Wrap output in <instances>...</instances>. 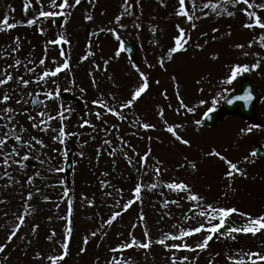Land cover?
<instances>
[{
    "label": "rangeland",
    "instance_id": "374dc122",
    "mask_svg": "<svg viewBox=\"0 0 264 264\" xmlns=\"http://www.w3.org/2000/svg\"><path fill=\"white\" fill-rule=\"evenodd\" d=\"M70 2L74 3V0ZM44 3L45 10H49L48 0H44ZM23 4L24 0H0V20L8 15L11 23H17L16 28L0 32V78H4L8 72L14 77L34 78L45 67L39 65V60L46 57V66L53 68V59L57 63L63 62L60 56V50L63 49L70 60V71L59 75L58 83L62 89L60 100L56 103L49 102L47 110L55 114L56 106L60 103L66 108H72L73 112L65 121L66 131L77 135L67 137L65 144L61 145L51 139L54 133L33 129L27 114L15 115L13 123L18 125L17 132L20 131L19 125H22L27 130L23 133L25 139L35 135L44 141L46 147L40 148L37 145L34 156H41L46 163L41 165L38 160L32 158L25 162V169H20L19 165L4 169L0 164V244H7L5 251L0 253V264H49L47 257L62 251L60 244L69 220L73 233L68 254L59 264H110L112 260L121 258L128 260L129 264H169L172 252L159 244L153 243L148 250L129 248L120 253L112 249L130 241L132 236L143 242L145 231H148L151 239L155 241L161 238L163 233L176 232L177 229L173 228V225L183 224L188 227L205 222L201 217L184 220V214L191 204L184 198V193L164 187L173 180L188 184L194 192L205 197L206 203L234 206L253 216L257 215L256 208H259L261 213L264 212V161L251 155L254 146L264 149V48H261L259 43L248 47L250 41L258 39L261 30L244 28L243 24L247 18L242 12L233 9L230 4L224 3V0H186L189 13L198 17L194 20L196 27L192 28L185 18L175 15L178 0H129L127 5L124 0H91V3L89 0H81L75 8L65 9V13L70 14L60 15L62 20L56 25L53 18L38 16V5H34L25 13ZM205 4L209 6L204 7ZM212 4L217 6L216 10L220 11V15L215 14ZM125 8L131 15H122L121 21L117 23L115 17L124 13ZM225 9L233 10L236 14L229 17ZM86 15H91L93 19L85 20ZM27 19H35L36 22L28 26ZM178 23L190 37L186 45L187 51L175 54L173 60L166 62V67L162 69L157 61L174 43L173 37L178 34ZM120 24L126 27L121 28ZM136 24L140 27H135ZM113 28L120 35L121 41H126L136 48L134 61L122 51L119 57L115 56L121 41H117L108 31ZM153 28L156 29L155 34ZM213 29L217 31L214 32ZM61 34L68 43H48ZM17 37L19 48L18 51L12 52L16 47ZM198 44L203 47L198 48ZM237 44L244 45V48H236ZM89 52L94 55L89 56L87 60H81V57ZM245 52L250 54L246 56ZM256 53L260 55L257 56ZM213 56L218 58L213 59ZM17 59L22 64L9 68ZM258 59L259 68L243 73L230 85L221 83L230 74L232 65L250 66ZM29 60L34 61V64H29ZM105 60L109 61L107 65L104 64ZM133 64L149 76V89L131 109L122 110L126 120L119 121L111 114H105L101 120H97L95 112L102 110L91 101L100 99L103 94V99L109 104L118 106L129 98L130 90L139 82V75L132 67ZM25 65L35 67L36 71L28 73ZM95 65L100 68L96 69ZM245 75L256 81L261 92L262 101L257 107L258 117L260 116L258 127L250 133H241L242 128L251 125L236 116L223 118L215 128L207 129L202 121L197 126L194 121L201 120L207 110L203 108L210 107L213 98L218 100L219 105L220 97L231 87L238 89L239 80ZM173 76L176 80L172 79ZM73 79L75 86L71 84ZM93 79L96 81L95 87L92 85ZM157 80L160 81L159 84L156 83ZM52 87L49 82L48 88ZM81 87L85 92L81 93ZM41 90L47 89H42V86L34 83L30 84L25 91L33 92L34 95L25 97L29 101L28 104L17 105L16 100L21 98V91L15 80L10 81L9 84L0 86V94L7 91L12 97L7 104H0V109L11 106L16 113H20L22 109L27 108L29 113L36 116L43 106L32 108L30 104L32 98L36 97L35 93ZM177 91L185 104L189 107L197 106L196 112L187 113L183 109L180 113L175 111L179 107ZM64 94L70 95L72 101L63 102L61 98ZM113 95L116 97L115 101L112 100ZM36 98L43 100L42 96ZM200 99H205L207 103L198 106ZM168 105L172 107L169 108ZM161 108L164 109L163 119L158 115ZM137 117L141 122L154 124L155 128H137L132 123ZM81 118L91 120L96 126L95 130L87 126L80 128ZM164 120L170 125H183L180 135L188 139L190 145L175 141L165 130ZM5 123V120L0 119V125ZM113 124L118 126V131L112 128ZM51 126L58 128L59 121H52ZM7 131L8 128H0V136ZM105 140L110 143L105 144ZM125 142L130 147L126 146ZM14 143L10 140L8 149ZM149 149L151 155L146 173L144 170L138 173L139 166L129 165L123 155L126 151L135 161L138 159L137 154L143 155ZM213 149L233 162H238L240 168L248 170L246 176L237 175L231 186L226 187L228 182L222 180V172L208 175L212 161L219 160L218 157L206 155ZM24 151L26 150L21 151L22 155ZM65 151L67 155H64ZM81 152L83 156L80 155ZM245 156H248L251 162H246ZM67 159L71 160L72 167L69 175L65 176L63 164ZM157 160L160 161L159 165L156 164ZM186 160L195 165L196 174L193 178L188 177L182 169ZM157 166L162 169L159 177L152 172ZM49 168L60 170L49 171ZM5 170L11 179L4 176ZM28 177L33 179L31 184L28 183ZM153 182L158 185L156 189L149 191L144 188L141 201L123 212L111 225L104 223L114 211L121 210L120 204L131 198V189L136 183L147 185ZM115 189L122 190V193L116 192ZM65 190L68 191V196H64ZM29 193H32L31 200H28ZM108 193L112 195L109 196ZM44 197L48 199L45 200ZM69 200L72 202L71 216L68 214ZM172 200H178L179 203L164 206L165 201ZM141 213L145 217L144 221L139 220ZM18 215H25V223L17 236L8 242L7 235L18 222ZM243 221V217L233 214L227 226H240ZM33 225H38L35 232L32 231ZM92 232L97 233L95 237L91 236ZM203 235L207 233L186 238V242L195 245L201 241ZM50 236L51 240L48 239ZM85 236L88 237L87 244L83 242ZM236 236V240L218 239L214 236L203 252L182 251L176 255L197 257L195 264H230L226 258L229 255L234 256L240 250L264 251V234L253 237L251 234L240 233ZM81 248L85 251L81 252ZM37 253H40L41 258H37Z\"/></svg>",
    "mask_w": 264,
    "mask_h": 264
},
{
    "label": "snow or ice",
    "instance_id": "6c2138e0",
    "mask_svg": "<svg viewBox=\"0 0 264 264\" xmlns=\"http://www.w3.org/2000/svg\"><path fill=\"white\" fill-rule=\"evenodd\" d=\"M91 3V0H89ZM163 2V0H161ZM81 3V0H74V3H71L70 0H48L47 8L44 3V0H24L23 4V10L25 13H27L31 8H33L34 5H38V16L43 18H54L56 16L70 14L65 13V9H71L75 8L77 5ZM224 3L230 4L233 9H238L240 12L244 14V16L247 18L246 22L243 24V27L246 29H259L261 30L260 35L258 39L254 41H250L248 44V47L251 48L253 46V43H259L261 48H264V2H257V0H224ZM124 4H129V0H124ZM208 4H205L204 7H208ZM213 10H215L216 15H220V11L216 10L217 6L215 4H212ZM51 9H59V11L51 10ZM194 11V10H193ZM227 16L232 17L236 13L233 10H227L225 9ZM128 14L131 15L130 12H128V9L125 8L124 13L121 15H117L115 17V20L117 23H119L122 19V15ZM175 15L179 17L185 18L192 28L196 27V24L194 23L195 19H198V17H195L194 14H190L189 10L186 8V0H178V7L175 11ZM204 15H207V13H204ZM85 20H92L93 17L91 15H86L84 17ZM35 19H27L26 24L28 26H32L35 23ZM17 27V23H11L10 18L8 15H5L2 20H0V32H7L11 29H14ZM121 28L126 27L124 24H120ZM135 27L139 28L140 25L136 24ZM176 29L178 34L173 37L174 43L172 46H170L165 53L161 55L157 63L159 64L160 68L166 67V62L173 60L174 55L182 52L187 51L186 45L188 44L190 37L187 36L186 30L184 27L181 26V24L176 25ZM43 34V29L40 30ZM109 32L112 33V35L115 37L117 41H121L120 35L117 33L116 29H108ZM153 33L155 34L156 29H152ZM213 31H217V29H213ZM206 35V34H205ZM68 43L67 39L61 34L57 39L51 40L48 43L52 45H59L61 43ZM123 43H120V47L116 50L115 56L119 57L121 54V51L123 50ZM198 48H202L203 45H197ZM236 48H244V45L237 44L235 45ZM19 48V37L16 38V47L12 49V52L18 51ZM47 52V47L45 49ZM250 53L245 52L244 55H249ZM94 55V53L89 52L86 56L81 57V60H87L89 56ZM257 56H259V53H256ZM60 56L63 58L62 63H57L55 59H53V64H55V67L49 68L46 66V57L41 58L39 60L40 66H45L44 70L39 74L36 75L34 78L25 79L24 76H18L14 77L11 72L6 73L4 78H0V86H4L9 84L10 81L15 80L17 87L20 88L21 91V98L16 100V104H28L29 101L25 99L26 96H33V92H26L25 90L28 89L29 85L34 83L38 86H42V89L47 90H41L40 92L35 93L36 97H43V100L41 99H33L31 103L35 105H42L40 111L36 113V116H33L31 113L28 112L27 108L22 109L20 113H16V110L11 107H4L0 109V119H3L6 121L4 125H0V128H8L7 132H4L2 136H0V164L3 165L4 169H8L13 167L14 165H19L20 169H25L27 165L25 164L26 161H29L32 158H35L39 161L41 165L46 163L45 159H41V156L35 155L34 153L36 151V146L39 145L40 148L46 147L44 144V141L40 138H38L35 135H32L25 139L23 133L27 131L22 125H19L20 131L17 132L16 128L18 125L13 123L15 119V115L17 114H27V118L30 122H32V128L39 130L41 132H49L54 133L51 136V139L54 141H57L59 144L64 145L66 142V138L77 135V133L66 131V125L65 121L69 118L71 113L73 112L72 108H66L62 103L57 104L55 114H51L48 112V106L49 102L56 103L60 100L61 97V85L58 83V78L61 73H66L70 71V60L65 55V51L63 49L60 50ZM218 57L213 56V59H216ZM29 64H34V61L29 60ZM109 61L105 60L104 64L107 65ZM22 62L17 59L15 60V63L12 65H9V68H15L17 66H20ZM132 67L135 69V71L139 75V82L137 85L130 90L129 92V98L125 99L124 101L120 102L118 106H114L109 104V102L105 99H103V94H101L100 99H93L91 103L96 106L97 108L101 109L102 111H96L95 117L97 120H101L102 117L105 114H111V116L115 117L119 121H124L127 119V117L123 114V109H131L135 103L138 101V99L144 94L150 87V78L144 71H142L136 64H133ZM149 67H153V65H149ZM260 67V60L258 59L256 63H253L252 65H232L230 67V74L227 76L226 79L222 80L221 83L230 85L233 83L234 80L243 73H247L251 70H255ZM26 71L28 73H34L36 71L35 67H27L25 65ZM96 69H99V65H95ZM91 75V73H90ZM173 80H176V77H172ZM49 82L53 85L52 88H48ZM157 84L160 83L159 80L156 81ZM71 84L75 86L76 82L73 79L71 81ZM93 87L96 86L95 79L92 80ZM177 84V88H178ZM64 91H68L70 89H63ZM11 91H15V89H11ZM81 93L85 92V89L83 87L80 88ZM203 91V89H201ZM12 97L9 95V92H3L0 94V104H7V102ZM165 98H167L166 92H165ZM116 97L113 95L112 100L115 101ZM220 99H224V97H220ZM177 100L179 101V107L175 109L177 113H180V110L183 109L187 113H194L196 112L197 106L189 107L187 104L184 103L183 99L181 98L179 91H177ZM252 100V94L250 91H245L243 95L241 96H234L230 99H227L228 104H232L234 101H244L245 103ZM207 101L205 99L199 100V105L202 106L205 105ZM218 100L216 98H213L211 101V106L207 108V110L203 113L204 117L207 118L210 113L214 112L217 106ZM169 108H171V105H168ZM118 108L120 110H118ZM65 113H68V115H65ZM91 115V113H89ZM158 115L163 119L164 117V109H159ZM37 117H39V120L37 121ZM82 119V122L79 124L80 128H84L85 126L92 128L95 130V125L92 123L89 119ZM59 121V127L54 129L51 126L52 121ZM106 123V121H105ZM132 123L136 125L137 128H143L144 130L154 129L155 125L149 122H141L139 118H135ZM194 123L199 126L201 124V120L197 119L194 121ZM165 124V130L171 134V136L175 139V141H178L179 143L183 145H190V141L188 139H184L183 136L180 135V130L183 129V125L181 124H175L170 125L168 124L167 120H164ZM11 125V127H9ZM258 127L257 125H251L247 128H242L240 131L241 133H250L253 131L254 128ZM113 129H116L117 131L118 126L116 124L112 125ZM105 131H108L105 129ZM121 139H123L121 137ZM151 139V137H149ZM14 141L15 143L12 145L10 149H8L9 141ZM87 143V142H85ZM105 144L110 143L109 141L105 140ZM126 146L130 147V145H127V142H125ZM22 150H26L23 152V155L21 154ZM53 151H58L56 149H53ZM133 151H135L133 149ZM64 155H67V151H65ZM81 156H83V152L80 153ZM123 155L129 165L132 167H137V172H141V170H144V172H147V166H148V159L151 155V150L149 149L146 151L143 155H139L138 159L135 161L128 156V153L126 151L123 152ZM207 156H215L218 157L221 161L224 162V165L226 166L225 171L223 173L224 179L228 182L225 186L230 187L232 182L234 181L235 177L237 175L239 176H246V171L239 167L238 162H233L228 157L221 154V152L217 151L216 149H213L212 151L206 153ZM251 155L254 157L257 155L255 151L251 153ZM244 160L246 162L249 161V157L245 156ZM156 164L159 165L160 161H156ZM195 167V165H192ZM60 169H53L49 168V171H59ZM161 167L157 166L152 169V172L156 177H159L161 175ZM36 175H39V173H36ZM4 176H9V173L7 170L4 171ZM33 182L32 177H28V183L31 184ZM157 183L153 182L151 184L142 185L141 183H136L135 187L131 189V198H129L125 203L120 204V211H114L110 218L105 221L104 223L107 225H111L118 217L122 215L123 212H126L130 207H132L136 202L141 201V193L144 188H147L149 191L154 190L157 188ZM164 187L168 188L169 190L175 191L177 193H184L185 199L191 204V207L187 210V212L184 214V220L188 221L191 219H194L195 217H201L204 218V223H198L196 226H188L185 227L183 224L179 225H173V228L177 229L176 232H167L163 233L161 238L153 241L150 237V234L148 231L144 232L145 240L143 242L137 241L134 236H132L130 241H126L125 243L119 245L117 248L112 249L114 252H123L125 249L129 248H140L148 250L151 248L152 244H159L161 245L165 250L172 252L171 257L169 258V264H195L197 257L190 258L188 255H180L177 256V252L187 251L191 253L197 252L199 250L200 252H203L207 249L209 246V242L213 239L214 236H216L218 239H232L236 240L237 236L236 234H251V236L255 237L257 234H264V213H261L259 215L253 216L250 213H246L243 211H240L234 206H219L214 203H206L205 197L200 195L197 192H194L191 187L184 183V182H168L164 185ZM39 191V189H37ZM116 192L122 193V190L115 189ZM109 196L112 195V193H108ZM227 193H225V196ZM64 196H68V191H64ZM32 193L28 194V200H31ZM122 199V195L120 197ZM45 200L48 199V197H44ZM119 204V200L117 201ZM169 203L172 204H178V200H172V201H165L164 206L166 207ZM72 213V202L71 200L68 201V214L71 216ZM191 214V215H189ZM233 214L239 215L244 218L243 223L240 226H236L235 224H232L231 226H227L229 223L230 217H232ZM17 223L11 228L9 234L7 235V241L11 242L14 237L17 236L19 230L21 229L22 225L25 223V215H18L17 216ZM63 219V217H61ZM140 221H144L145 217L143 213L139 216ZM38 225H33L32 231L35 232ZM133 227H136V225H133ZM224 229L223 231H221ZM73 233V227L71 224V220L68 221V224L65 229V234L63 237V240L60 244V248L62 251L57 255H51L48 256L47 259L49 261V264H59L60 261L64 259V257L68 254V248H69V241L71 238V235ZM201 233H207V235H203L200 242L196 243L195 245L188 244L186 242V238L193 237L196 234ZM96 232H92L91 236L95 237ZM55 233H53V236ZM132 234H130L131 236ZM49 240L52 239V236L48 237ZM83 242L85 244L88 243V237L85 236L83 238ZM7 247L6 243L0 244V253H3ZM175 250V251H173ZM85 251L84 248H81V252ZM219 255V254H217ZM37 258H41L40 253H37ZM7 259V257H5ZM230 264H264V251L260 250H248L238 251L234 256L229 255L226 258ZM110 264H129L128 260H125L123 258L118 260H112Z\"/></svg>",
    "mask_w": 264,
    "mask_h": 264
},
{
    "label": "water",
    "instance_id": "95a60500",
    "mask_svg": "<svg viewBox=\"0 0 264 264\" xmlns=\"http://www.w3.org/2000/svg\"><path fill=\"white\" fill-rule=\"evenodd\" d=\"M127 51L129 52V47L126 46ZM134 52V50H133ZM134 53L131 54L133 57ZM241 91L236 92V93H230L222 102L219 111H214L209 114L207 118L204 117V122L208 126H213L219 121V117L222 114L228 113V114H236L239 115L240 117L252 121L253 123H256L257 118L255 114V108L258 102L260 101V96L255 88V85L253 84L252 81L249 79L245 78L241 84ZM245 91H250L252 94V100L245 103L244 101H234L232 104H228L226 101L227 99H230L234 96H241L244 94ZM32 105H35L32 103ZM257 156L260 158H264V151L260 149H256ZM70 167V164H66V170L68 171ZM187 168L189 169V173L192 176L193 175V170L192 168L187 165Z\"/></svg>",
    "mask_w": 264,
    "mask_h": 264
}]
</instances>
